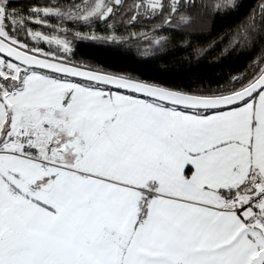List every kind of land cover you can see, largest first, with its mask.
Here are the masks:
<instances>
[{
    "label": "crops",
    "instance_id": "obj_1",
    "mask_svg": "<svg viewBox=\"0 0 264 264\" xmlns=\"http://www.w3.org/2000/svg\"><path fill=\"white\" fill-rule=\"evenodd\" d=\"M64 92L55 90L47 110L30 114L15 134L0 135L2 162L22 164L19 182L28 171L19 202L24 237L11 264H251L264 248V227L246 224L229 192H248L253 168L264 176V89L209 113L117 92L121 103L132 102L124 108L141 118L150 108L154 119L117 128L96 126L98 113L71 107ZM44 124L54 155L16 154L19 132Z\"/></svg>",
    "mask_w": 264,
    "mask_h": 264
},
{
    "label": "trees",
    "instance_id": "obj_2",
    "mask_svg": "<svg viewBox=\"0 0 264 264\" xmlns=\"http://www.w3.org/2000/svg\"><path fill=\"white\" fill-rule=\"evenodd\" d=\"M135 4L120 0L101 18L96 0H0V28L27 53L200 97L237 92L264 70V0L163 1L152 14Z\"/></svg>",
    "mask_w": 264,
    "mask_h": 264
},
{
    "label": "rangeland",
    "instance_id": "obj_3",
    "mask_svg": "<svg viewBox=\"0 0 264 264\" xmlns=\"http://www.w3.org/2000/svg\"><path fill=\"white\" fill-rule=\"evenodd\" d=\"M163 1H167L173 9L179 3L188 2L189 0H136L135 6L140 13L152 14L160 8ZM106 2H109V4H106ZM119 2L120 0H96L93 12L97 13L101 11L102 8H105L104 13L101 15V18H104L105 15L109 13V7ZM31 37L42 38L39 33H33ZM46 40L48 39L46 38ZM54 42L56 44L59 43L58 41ZM60 43L62 44H60V50L67 51L68 49L63 47V45L66 46V43ZM51 50L52 49H39L35 51L47 57H55V53L51 52ZM7 62L8 65L15 69V85L10 89L2 88L0 91V135L5 132L15 134L17 132V127L19 128L20 125L23 126V124L29 120L30 114L36 112L42 113V111L47 110V101H52L51 95L55 90L59 92L65 90L63 100L67 99L69 96V101L72 102L71 107L81 111H87L88 113H98L99 117L93 118V120L97 122L96 126L98 127L117 128L126 125L139 126V124L148 125V123L150 125L151 121L154 122L152 116L149 115V113L152 114L150 108L146 110L145 116L141 118L140 114L124 108L128 103L132 102L124 101L121 103L119 99H116V95L118 94L116 91H111L114 94V98L112 99L108 95L109 93H107L110 91L101 87L94 86V88L100 89H84L78 85L83 84L81 82L66 78L64 79L68 81H59L54 79L53 75L39 71L25 70L9 61ZM71 90L72 93H70ZM125 96L133 95L129 94ZM140 100L146 103L145 99L141 98ZM137 114L139 116H136ZM114 116H116V119H114ZM123 116L128 117L127 119H123ZM55 117L54 115V117H50V119ZM142 119H145L144 123ZM63 121L64 120H62V122ZM83 121L85 122V120ZM35 130H39V127H35ZM3 155V153H0V227L4 229L0 230V264H11L24 237V231H20L19 227L23 226L25 215L19 202L25 201V197L28 195V186L26 184L28 171L27 166H24L22 175L18 176L21 179L19 182L15 174L18 170L21 171L22 164H17L15 162L8 163V161L2 162L5 158ZM31 190L30 187L29 192H31ZM14 191H19L17 199L11 198V194ZM16 227H18L17 230L15 229Z\"/></svg>",
    "mask_w": 264,
    "mask_h": 264
},
{
    "label": "water",
    "instance_id": "obj_4",
    "mask_svg": "<svg viewBox=\"0 0 264 264\" xmlns=\"http://www.w3.org/2000/svg\"><path fill=\"white\" fill-rule=\"evenodd\" d=\"M0 57L25 70L44 72L60 78L89 83L165 106L193 112H214L228 109L252 99L264 89L263 70L256 80L237 92L212 97L189 95L27 53L2 38H0ZM251 264H264V248L252 258Z\"/></svg>",
    "mask_w": 264,
    "mask_h": 264
},
{
    "label": "built area",
    "instance_id": "obj_5",
    "mask_svg": "<svg viewBox=\"0 0 264 264\" xmlns=\"http://www.w3.org/2000/svg\"><path fill=\"white\" fill-rule=\"evenodd\" d=\"M15 76L14 67L0 58V87L1 79H12ZM56 146L50 131V126L44 124L35 130V127L22 129L17 136L15 153L18 155H40L48 159L54 155ZM0 153L4 150L0 148ZM246 186L249 190L242 197L230 198V206L234 212L244 214V221L250 226L264 227V176L258 168H253L249 174Z\"/></svg>",
    "mask_w": 264,
    "mask_h": 264
},
{
    "label": "flooded vegetation",
    "instance_id": "obj_6",
    "mask_svg": "<svg viewBox=\"0 0 264 264\" xmlns=\"http://www.w3.org/2000/svg\"><path fill=\"white\" fill-rule=\"evenodd\" d=\"M0 38H2L3 40L7 41L8 43H10L13 46L18 45L16 40H14L13 38H10L9 36H7V34L5 32H3L1 30H0Z\"/></svg>",
    "mask_w": 264,
    "mask_h": 264
}]
</instances>
